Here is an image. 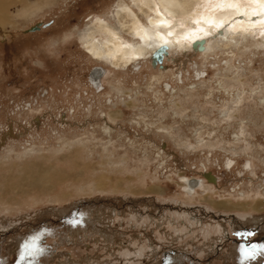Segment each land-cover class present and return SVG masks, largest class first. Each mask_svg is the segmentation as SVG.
<instances>
[{
	"label": "rangeland",
	"instance_id": "374dc122",
	"mask_svg": "<svg viewBox=\"0 0 264 264\" xmlns=\"http://www.w3.org/2000/svg\"><path fill=\"white\" fill-rule=\"evenodd\" d=\"M205 1L172 29L220 11ZM132 3L26 0L2 17L0 264H264V28L223 27L155 66L93 59L80 38L96 19L119 29L125 6L148 23Z\"/></svg>",
	"mask_w": 264,
	"mask_h": 264
},
{
	"label": "bare ground",
	"instance_id": "6f19581e",
	"mask_svg": "<svg viewBox=\"0 0 264 264\" xmlns=\"http://www.w3.org/2000/svg\"><path fill=\"white\" fill-rule=\"evenodd\" d=\"M193 1L195 0H133L132 4L137 5V8L142 11L147 10L152 16L154 15V17L149 16L146 25H142L130 9L119 6L115 11L119 29H114L103 20L96 19L92 23V28L81 34L80 42L93 59L108 62L114 67H128L139 63V60L144 59L146 55L153 57L162 49L164 53L167 51L169 53L172 47L190 45V41L195 42L193 46H202L204 50L207 35L217 36L220 39L227 38V31L223 27H228L232 32H247L256 27H262V30L264 28V0H249L255 3L256 9L234 0H220L218 2L222 6L220 11L218 13L209 12L207 15L202 14L201 22L197 23V27L187 23L188 28L180 25L172 29L170 23L176 16L186 15L190 18L189 8ZM203 1L205 0H197V3ZM25 2L26 0H0V9L3 10L0 22L10 5L25 4ZM243 6L244 8H241ZM29 9L30 5L25 4L20 11L21 15L28 14ZM184 22L182 23L185 24ZM123 30L133 36L135 42L122 40L120 33ZM94 69L101 68L95 67ZM102 76L99 85H101ZM89 82L94 87L93 78L90 76ZM187 184L188 191H192L198 182L189 181Z\"/></svg>",
	"mask_w": 264,
	"mask_h": 264
},
{
	"label": "water",
	"instance_id": "95a60500",
	"mask_svg": "<svg viewBox=\"0 0 264 264\" xmlns=\"http://www.w3.org/2000/svg\"><path fill=\"white\" fill-rule=\"evenodd\" d=\"M161 48H163V47H161ZM162 50L158 54H156L155 56L152 57V64L154 66L161 63L163 55L166 53V52L164 53V50L163 51ZM103 73H104V71H103L102 68L101 69H93L90 72L89 76L91 78H93L92 85H94V87H97L100 84V82H99L100 81V77L103 75Z\"/></svg>",
	"mask_w": 264,
	"mask_h": 264
}]
</instances>
